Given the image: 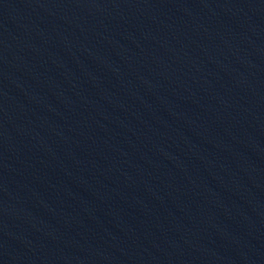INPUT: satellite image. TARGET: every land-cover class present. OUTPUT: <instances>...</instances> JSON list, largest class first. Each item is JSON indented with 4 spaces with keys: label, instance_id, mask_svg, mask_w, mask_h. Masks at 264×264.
Here are the masks:
<instances>
[{
    "label": "water",
    "instance_id": "obj_1",
    "mask_svg": "<svg viewBox=\"0 0 264 264\" xmlns=\"http://www.w3.org/2000/svg\"><path fill=\"white\" fill-rule=\"evenodd\" d=\"M0 264H264V0H0Z\"/></svg>",
    "mask_w": 264,
    "mask_h": 264
}]
</instances>
